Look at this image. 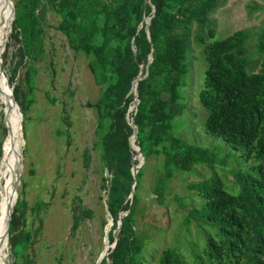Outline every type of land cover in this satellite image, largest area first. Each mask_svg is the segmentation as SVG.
<instances>
[{"label":"trees","instance_id":"obj_1","mask_svg":"<svg viewBox=\"0 0 264 264\" xmlns=\"http://www.w3.org/2000/svg\"><path fill=\"white\" fill-rule=\"evenodd\" d=\"M152 2L155 12L148 26L149 40L145 25L139 29L144 11L151 12L146 0H14L15 17L8 39L18 47L11 55L8 72L9 43L5 45L2 60L8 85L22 113V128L32 102L37 62L42 59L48 36L46 29L53 28L64 37L70 50L87 59V66L99 86L97 99L89 103L95 119L91 149L98 160L93 171L100 174L99 187L104 193L99 198L105 201L113 221L107 233L108 245L118 234L117 245L109 254L111 261L103 259L101 263L149 264L143 256L144 240L136 229L145 164L136 174L132 203L127 199L135 150L129 139L132 129L126 111L130 108L132 115L129 92L139 64L145 61L153 45V59L147 69L143 66L138 81L139 102L134 119L144 159L151 155L161 158L162 170L155 189L158 201L164 196L162 184L175 172L190 171L198 163L224 166L226 157H232L238 164L234 172L238 187L235 193L227 189L215 171L206 178L187 183V188L200 199L198 207L188 210L185 218L186 225L193 220L202 227L203 242L199 251L195 249L194 263L264 264V25L257 33L256 43L260 67L250 70L245 57L249 30L239 29L214 39L211 14L223 0ZM48 12L58 18L55 24L47 20ZM192 40L200 47L205 66L198 94L207 113L203 127L206 134L221 138L227 145L222 156L210 147L186 142L173 132V121L184 110L180 89L191 66ZM17 56L19 59L15 61ZM22 63L26 67V90L14 84ZM3 115L1 105L0 161L7 135ZM140 158L134 155L133 162L138 163ZM91 162L92 154L85 148L84 167L89 168ZM20 200L18 196L8 230V246L14 258L9 264H32L30 248L39 229H26L25 208L19 207ZM82 200L81 195L76 196L73 232L93 212L92 208L80 205ZM40 204L36 202V207ZM126 209L128 213L118 225L119 213ZM102 223L104 226L107 220L103 218ZM155 264H186V261L178 248L171 246L161 250Z\"/></svg>","mask_w":264,"mask_h":264},{"label":"rangeland","instance_id":"obj_2","mask_svg":"<svg viewBox=\"0 0 264 264\" xmlns=\"http://www.w3.org/2000/svg\"><path fill=\"white\" fill-rule=\"evenodd\" d=\"M47 20L55 24L58 18L48 12ZM263 25L264 0H223L211 14L214 39L224 38L239 29L249 30L245 57L250 63V70L260 67L261 57L256 43L257 33ZM46 30L48 36L44 41L42 59L37 62L31 88L32 102L21 134L22 174L17 189L21 199L19 207L25 208L26 229H39L30 248L32 264H95L101 251L106 254L103 247L108 245L107 233L111 226L105 201L99 198L104 192L99 187L100 174L93 171L98 160L91 149L95 119L89 103L97 99L99 86L87 66V59L70 50L64 37L53 28ZM6 43H9L8 72L11 55L17 51L18 44L9 39ZM190 54V70L185 85L180 89L184 110L173 121V132L186 142L210 147L222 156L227 145L221 138L206 134L203 127L207 113L198 94L205 66L201 49L193 40ZM18 59L17 56L14 60ZM25 71L22 63L15 76L14 84H19L21 90L27 89ZM85 148L92 154L89 168H85L83 163ZM226 161L224 166L198 163L190 171L175 172L162 184L164 196L159 202L155 189L162 170L161 158L155 155L143 158L145 174L140 189L136 229L144 240L143 256L149 264H155L161 250L171 246L178 248L186 264H196L194 252L203 242L202 227L193 220L186 225L185 218L188 210L198 207L200 199L187 188V183L206 178L215 171L222 177L227 189L235 193L238 187L234 183V172L238 164L230 156L226 157ZM4 178H1L0 191ZM78 195L83 199L80 205L92 208L93 212L90 217H84L77 231L73 232L71 226ZM38 201L46 204L36 207ZM103 218L107 220L104 226ZM13 259L7 244L6 264Z\"/></svg>","mask_w":264,"mask_h":264},{"label":"water","instance_id":"obj_3","mask_svg":"<svg viewBox=\"0 0 264 264\" xmlns=\"http://www.w3.org/2000/svg\"><path fill=\"white\" fill-rule=\"evenodd\" d=\"M6 4H10L11 6V23H10V27L8 29V35L11 33L12 29H11V24H12V21L14 20V17H15V6H14V2L12 0H4ZM146 3L151 7V12L150 13H146V11H144V15H143V19L139 25V29H141V27L143 25H145V32H146V35H147V38L150 40V35H149V29H148V26L150 24V18L154 15V12H155V5L154 3L152 2V0H146ZM0 23H2V21H0ZM144 23V24H143ZM8 35L6 36L5 38V42H7L8 40ZM5 49V45L4 47L2 48V53ZM132 49L134 52H136V47L133 45L132 46ZM152 51H153V45L151 46V50L148 52L146 58H145V61L141 62L139 64V70H138V73H137V76L135 78V80L133 81L132 83V86H131V89H130V92L132 94V107H131V110H132V115L129 114V111H130V108L127 109L126 111V118L128 119V122L131 126V134L129 136V139H130V143L132 145V148L135 150L133 156H132V159H131V184H130V192H129V195L127 197V199L130 200V203H132V200L134 198V189H135V185H136V174L138 172V169L139 167L142 165V160H143V154H142V151H141V144H140V141L139 139L137 138V129H138V126L135 122V119H134V116L136 115V112L138 110V102H139V99H138V81L141 79V76H142V70H143V66H145V68L147 69L150 62L152 61L153 59V55H152ZM2 53L0 55V75H4L5 77V81L7 82V78H6V75L4 74V70H3V60H2ZM146 72L144 74V76H146ZM7 86L9 87L10 89V94H9V99L7 100H4V103H3V123L7 129V135L2 143V157H1V161H0V168L2 166V163H5L8 158L5 156V153H4V149H5V145L6 143L8 142H11V135H12V126H11V121L14 122L17 118V120H19V117H21V120H22V113L20 111V108H19V105L13 95V90H12V87H10L8 85V82H7ZM21 130H22V122H21ZM22 133V132H21ZM138 154V156L141 157V160H139V162L137 163H134L133 159H134V155ZM21 160H20V167H22V152H21ZM5 161V162H4ZM7 163V162H6ZM5 163V164H6ZM6 167H5V170L4 171V182H3V187L6 186L7 184V181H11V184H10V194H9V198H8V202L6 203V214H5V222H6V228H5V232H4V235L6 237V243L8 244V230H9V227H10V222H11V214H12V211H13V207L16 203V200H17V197H18V192H17V189H18V186H15L16 182H18V184L20 183V176L22 174L21 170H20V173H17V175L15 176L14 175V171L12 172V169H9V171L6 173ZM19 169V168H18ZM1 172V170H0ZM0 182H1V178H0ZM16 193V197H15V201L13 202L12 206H11V203H12V200H13V197H14V194ZM1 202V201H0ZM128 213V209H126L124 212H121L119 213V218L117 220V224L118 225H121L122 224V221H123V217ZM110 224H113V221H112V218H111V221H110ZM3 235V236H4ZM2 236V237H3ZM108 239V237H107ZM117 241H118V234H115L114 235V238H113V242L109 245H104V249H106V254L104 255L101 251V253L99 254V257L97 258V261L96 263H101V261L103 259H106L107 261H111L110 257H109V254L115 249L116 245H117ZM6 244V246H7ZM106 244V243H105ZM95 263V264H96ZM2 264H6V260H5V254L2 258Z\"/></svg>","mask_w":264,"mask_h":264},{"label":"bare ground","instance_id":"obj_4","mask_svg":"<svg viewBox=\"0 0 264 264\" xmlns=\"http://www.w3.org/2000/svg\"><path fill=\"white\" fill-rule=\"evenodd\" d=\"M11 6L10 4H6L4 0H0V55L2 53V48L5 45V38L8 35V29L10 27L11 23ZM10 89L7 86V82L5 81L4 75H0V108L1 105L4 103V100L9 99ZM21 117H19V120H16L14 122L11 121L12 126V135H11V142L6 143L4 153L5 156L8 158V160L5 163H2L1 166V172H0V178L5 177L4 171L5 167L6 173L9 171V169H12V172L14 171V175L16 176L17 173H20V170L22 167H20V160H21V152H22V145L23 140L21 137ZM19 168V169H18ZM10 184L11 181H7V184L5 187H3L2 183V191H0V264H2V258L5 254L6 249V237L4 235L5 228H6V222H5V214H6V203L8 202L9 194H10ZM19 185L18 182H16L15 186ZM16 194V193H15ZM14 194V196H15ZM14 202V197L11 203V206ZM4 235V236H3ZM3 236V237H2Z\"/></svg>","mask_w":264,"mask_h":264}]
</instances>
